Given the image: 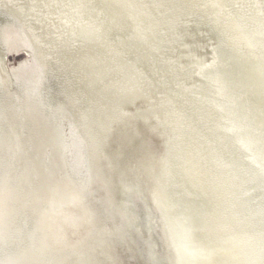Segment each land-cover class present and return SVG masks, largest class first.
Segmentation results:
<instances>
[{"label": "bare ground", "instance_id": "obj_1", "mask_svg": "<svg viewBox=\"0 0 264 264\" xmlns=\"http://www.w3.org/2000/svg\"><path fill=\"white\" fill-rule=\"evenodd\" d=\"M36 3L0 0L1 17L15 24L4 35L17 34L31 50L39 79L38 99L0 96V264H118L115 243L130 244L141 226L146 235L156 232L165 264H262L264 202L246 186L261 170L245 175L223 131L189 109L163 77V89L155 88L122 61L114 43L99 39L107 37L104 23L70 4L53 7L48 18L33 10ZM256 3L242 41L260 59L262 82L264 2ZM135 63L144 61L135 54ZM28 69L20 62L12 72ZM2 70L10 85L14 78ZM45 80L51 94L40 98ZM140 119L151 122L161 149L130 139Z\"/></svg>", "mask_w": 264, "mask_h": 264}, {"label": "water", "instance_id": "obj_2", "mask_svg": "<svg viewBox=\"0 0 264 264\" xmlns=\"http://www.w3.org/2000/svg\"><path fill=\"white\" fill-rule=\"evenodd\" d=\"M36 2L33 10L39 15L47 12L48 18L53 7L65 8L70 4L80 8L84 15L88 12L92 21L104 23L107 37L99 39L107 46L114 43L122 61L135 64L142 78L151 80L155 88L163 89L159 85L163 77L179 100L201 119L205 118L214 130L223 131L226 137L223 145L227 153L236 157L245 175L261 170L254 182L246 186L252 189V197L264 202V189L260 187V181L264 180V80L259 82L257 76L258 55L242 41L244 37L248 39L251 20L257 17L256 0ZM20 54L26 55V51L2 52L5 70L8 57ZM135 54L140 62L144 61L143 65L135 63ZM60 79L58 72L54 80L59 83ZM167 89L164 87V94L174 97ZM172 103L176 104L173 100ZM138 108L143 107L139 104ZM141 119V123L131 126L130 139L134 138L148 151H154V147L161 149L158 134L149 127L151 122ZM208 132L213 136L214 133ZM160 257L157 262L165 264Z\"/></svg>", "mask_w": 264, "mask_h": 264}, {"label": "rangeland", "instance_id": "obj_3", "mask_svg": "<svg viewBox=\"0 0 264 264\" xmlns=\"http://www.w3.org/2000/svg\"><path fill=\"white\" fill-rule=\"evenodd\" d=\"M1 9H0V13L3 14V9L6 10V7H4V5L1 4ZM3 19V22H0V41L2 40L1 44L4 46V42L3 40L4 39H11V38H15L17 39V42L20 44V45H24L23 44V40H21L18 35H10V36H7L6 34L4 35V33L6 32V28L10 25V24H13L15 25L12 20L10 22H7L6 18L4 16L1 17ZM6 24V25H5ZM17 43V44H18ZM18 45V47H13L15 49L13 50H10L9 54L10 53H19L20 52V48L21 46ZM20 46V47H19ZM13 51V52H12ZM25 63V64H28L29 66V69L28 71H25V70H20L17 72V75H15L16 77L13 79V82L10 83V85H8L5 81V78H4V83L0 82V96H13L14 98L15 95H19L21 93L23 94H31L32 95V98H35V99H38L37 97H34L35 95L34 94V91L35 89L37 88L38 89V73H32V69H30V59H28L27 57H25V55L23 54H20L18 56H11V57H8L7 61H6V64L10 67V69H14V68H17L19 63ZM24 78V79H23ZM46 83V85L44 84V89L45 90H42L40 92V98H46L47 95H50L51 94V89H50V85H49V82L48 80L44 81ZM43 82V83H44ZM3 84V85H2ZM14 85V86H13ZM2 86V87H1ZM24 86V87H22ZM26 88V90H24ZM40 90V89H39ZM4 94V95H3ZM1 100V98H0ZM26 106H28L27 104L24 106V109L26 110ZM31 117V116H30ZM29 116L25 115V119H24V122L25 121H28L30 119ZM72 142V141H71ZM135 208L137 211H141V204L139 201H135ZM96 206V205H95ZM139 218L141 219L142 218V212H139ZM117 225V224H116ZM119 226H121V223L119 222L118 223ZM142 227V226H141ZM137 228V232H134L130 238V244L128 242H126L124 239L122 240H119L117 241L115 244L116 245V257H117V261L119 262L118 264H159L157 262L158 258L160 257L159 255L161 254V247L159 248L158 244H159V239L157 237V234L155 231H152L150 233V235H146V232L144 231L143 227L142 228ZM140 234V235H139ZM156 234V235H155ZM146 235V239L147 240H143L144 237ZM134 237V238H132ZM157 237V238H156ZM128 240V239H127ZM132 241L134 242V244H131ZM139 245H138V243ZM119 243V244H118ZM148 244H151V247L148 245ZM120 246V247H117V246ZM141 245V246H140ZM134 246V247H133ZM136 246V248H135ZM138 246V247H137ZM148 246L150 247V251H152V254H150V251L148 248ZM122 247V250L120 249ZM131 247V249L129 248ZM133 247V248H132ZM125 248V249H124ZM139 248V249H138ZM143 248V249H142ZM125 250V251H124ZM129 252H128V251ZM122 251V253H120ZM134 251V252H133ZM136 252V253H135ZM149 252V253H148ZM125 253V254H124ZM123 254V255H122ZM132 255V256H130ZM151 255V257H150ZM155 255V256H154ZM119 256V257H118ZM121 256V257H120ZM124 256V258H123ZM128 256V258H127ZM138 256V257H137ZM130 258V259H129ZM137 258V259H136ZM140 258V259H139ZM143 260H142V259ZM155 258V259H154ZM128 259V261H127ZM135 259V260H134ZM151 259V260H150ZM155 260V261H154ZM122 261V262H121ZM132 261V262H131ZM145 261V262H143ZM126 262V263H125ZM131 262V263H130ZM147 262V263H146ZM149 262V263H148Z\"/></svg>", "mask_w": 264, "mask_h": 264}, {"label": "flooded vegetation", "instance_id": "obj_4", "mask_svg": "<svg viewBox=\"0 0 264 264\" xmlns=\"http://www.w3.org/2000/svg\"><path fill=\"white\" fill-rule=\"evenodd\" d=\"M15 35V34H14ZM1 42H2V40L0 41V58H1V54H2V52L3 53H9L10 52V50H13L14 48V46H10L9 48H7L5 45L3 46L2 44H1ZM17 43L18 42H16V45H17ZM19 44V43H18ZM15 45V46H16ZM18 49H20V50H25L26 51V53H27V55L28 56H26L25 55V57H27L28 59H30V61H32V59H34V57H33V55L31 56V53H30V51L31 50H29L28 48H27V46L24 44V45H21V47L20 48H18ZM14 51H15V49H14ZM13 52V51H12ZM1 63V62H0ZM41 66V65H40ZM2 67H4V65L2 64V66L0 65V82H2V83H4L3 82V80H4V77H3V75H2V73H1V70H2ZM39 67V66H38ZM4 70H5V67H4ZM4 70H2V71H4ZM6 72V74L8 75V76H10V78L12 79V78H15L16 76L15 75H17V72L16 73H13L12 72V69H10V67L6 64V70H5ZM32 73L34 74V73H36L33 69H32ZM38 78V77H37ZM24 79V78H23ZM38 81H39V79H38Z\"/></svg>", "mask_w": 264, "mask_h": 264}, {"label": "snow or ice", "instance_id": "obj_5", "mask_svg": "<svg viewBox=\"0 0 264 264\" xmlns=\"http://www.w3.org/2000/svg\"><path fill=\"white\" fill-rule=\"evenodd\" d=\"M262 264H264V261H262Z\"/></svg>", "mask_w": 264, "mask_h": 264}]
</instances>
